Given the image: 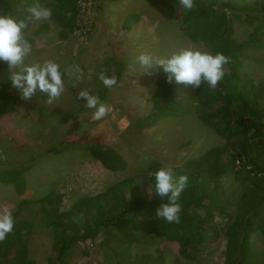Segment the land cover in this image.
Masks as SVG:
<instances>
[{"label": "trees", "instance_id": "16d2710c", "mask_svg": "<svg viewBox=\"0 0 264 264\" xmlns=\"http://www.w3.org/2000/svg\"><path fill=\"white\" fill-rule=\"evenodd\" d=\"M149 1L166 8L170 18L179 21L183 33L192 42L199 45L203 42L213 54L222 52L229 63L224 66V77L214 88L206 83L192 88L193 99L186 91L187 85L169 83L165 73L159 72L154 82L157 90L149 99L151 108L143 126L153 125L168 115L184 116L192 107L197 118L223 142L209 146L182 164L167 166L158 162L152 172L123 177L95 194L78 195L67 209H60L62 195H55L54 201L53 195L39 197L38 203L49 204L39 208V219L51 234L48 259L54 264H68L69 253L77 243L101 235L102 261L99 264H165V254L159 248L147 249L135 256L128 255V251L139 240L148 248L156 240L163 239L176 242L178 253L187 257L191 245L212 240L222 231V264H264V78L239 71L244 48L264 47V0H247L248 3L242 2L236 7L229 5L235 11L244 12L243 16L234 13L233 17L219 8L218 5L224 3L215 0H194L191 12L184 10L179 0ZM77 3L78 0H0V15L23 19L29 15L26 7L46 4L52 12L49 20L58 29L57 39L66 40L78 24ZM233 18L247 25L242 38H237ZM41 27H48V23ZM38 33L37 30L35 34ZM103 61L93 81L82 88L97 95L102 102L110 89L103 87L97 74L104 71L118 78L126 67L115 57ZM8 77L6 63H0V118L14 108L19 98ZM75 97L66 110L70 112L54 113L60 123L76 121L83 113L91 111L83 106L84 101L77 98V93ZM54 125L59 127L56 118ZM88 135L89 131H80L74 141L75 147L87 150L109 171L126 167L120 152L106 141H92ZM56 139L54 132L53 141ZM6 153L0 145V160ZM23 167H9L4 172L0 169V181L24 193L27 186ZM161 167L171 168L176 176L189 177L188 187L177 201L181 206L178 224L155 216V208L166 200L161 201L155 193L150 173ZM228 174L240 181L233 211L224 184L225 178H231ZM27 202L23 199L20 205ZM18 213L12 212L13 232L0 242V264H36L27 247L34 223L18 218ZM215 214L227 216V221L219 223ZM253 232L260 234L261 245L252 243L250 235Z\"/></svg>", "mask_w": 264, "mask_h": 264}, {"label": "rangeland", "instance_id": "374dc122", "mask_svg": "<svg viewBox=\"0 0 264 264\" xmlns=\"http://www.w3.org/2000/svg\"><path fill=\"white\" fill-rule=\"evenodd\" d=\"M215 1L224 3L218 6L225 9L229 17H233L234 13L243 16L244 13L235 11L229 5L236 7L242 2L248 3L247 0ZM38 5L48 8L46 4ZM79 5L83 16V29L80 28V31L88 36L86 43L79 33L72 34L68 41L58 43L55 40L57 27L49 19H32L24 30V36L33 40L30 43L32 51L25 63H43L52 59L62 67L76 64L82 69L81 81L74 85L70 79H66L64 93L51 103H48L45 93H36L28 100L19 95L14 108L0 118V145L7 151L0 160V169L4 172L9 167L24 166L26 171L23 175L27 186L22 193L15 190L12 184L0 181V213L5 210L11 213L19 211L18 218L29 219L34 223L27 247L29 256L36 264H54L48 259L51 234L39 219V208L49 204L38 203L39 197L53 195L51 199L54 201L55 195H62L60 209H67L78 195L95 194L123 177L152 172L158 162L167 166L182 164L187 158L203 153L209 146L223 142L220 136L197 118L192 107L184 116L168 115L153 125L142 124L151 108L148 98L157 90L155 77L163 71L157 66L149 73H144L139 63L134 64L138 62V56L150 53L156 58H164L181 48L199 47L183 33L179 21L170 18L166 8L149 0H80ZM131 14L138 17H134V20ZM126 17L127 25L129 19L131 23L134 22L127 34L118 30L119 23ZM139 18L147 28L141 21L137 22ZM238 21L233 18L232 23L237 38H242L247 25L244 21ZM47 23L48 27L42 29L41 26ZM34 29L39 33L35 34ZM148 34L150 41L146 47L144 41H147ZM116 35L120 39L132 40L134 51L126 56L120 50L122 47L117 43ZM142 45L144 48L141 50ZM202 50L208 51L206 48ZM109 57L120 59L126 67L103 102L109 108L108 114L101 120H93L91 110L76 121L60 123L54 113L66 111L73 104L75 94L93 81L103 60ZM240 61V72L264 78V47L244 48ZM188 87L193 88L190 85ZM190 96L193 97L192 90ZM55 118L58 128L54 125ZM82 130L89 131L88 138L92 141H106L120 152L126 167L109 171L87 150L75 147L74 141ZM54 132L57 139L53 141ZM224 184L231 204L230 210L233 211L240 181L232 177L229 180L225 178ZM23 199L28 202L20 205ZM226 217L215 214V220L219 223L227 221ZM223 237V232L219 231L212 240L191 245L187 257L178 253L176 242L163 239L156 240L148 248L144 247L143 240H139L131 246L128 255L135 256L147 249L153 251L159 248L165 254V264H222ZM250 238L253 244H262L259 233L253 232ZM100 240L101 235L77 243L69 253L68 264H99L102 261Z\"/></svg>", "mask_w": 264, "mask_h": 264}, {"label": "clouds", "instance_id": "9594fccd", "mask_svg": "<svg viewBox=\"0 0 264 264\" xmlns=\"http://www.w3.org/2000/svg\"><path fill=\"white\" fill-rule=\"evenodd\" d=\"M179 4L187 12H191L195 7L194 0H179ZM27 12L29 15L23 19L0 15V63H6L9 70L8 80L22 99L28 100L36 93H45L48 103H51L64 93L66 79H70L74 85L81 81L82 69L76 64L62 67L52 59L43 63H25L32 51L31 44L24 37L28 23L32 19L47 20L52 16L50 9L39 5L29 7ZM205 47L201 42L199 47L181 48L164 58L142 53L137 60L144 73H149L159 66L169 83H182L193 88H199L202 83H206L210 88H214L224 77V66L229 63V58L222 52L213 54L202 50ZM97 79L106 89H111L117 84L116 76H109L104 71L97 74ZM77 98L83 99V106L92 110L93 120H101L108 114L109 108L89 90L81 89ZM150 175L153 178L155 193L161 201L166 200L155 208V216L167 223L178 224L181 206L177 201L188 187L189 177L184 174L176 176L169 167H161ZM14 223L10 211L0 213V242L13 232Z\"/></svg>", "mask_w": 264, "mask_h": 264}, {"label": "bare ground", "instance_id": "6f19581e", "mask_svg": "<svg viewBox=\"0 0 264 264\" xmlns=\"http://www.w3.org/2000/svg\"><path fill=\"white\" fill-rule=\"evenodd\" d=\"M79 3H80V0L78 1V3H77V17H78V24H77V27H76V29L74 30V32H73V34H77V33H79L80 35H81V39L83 40V42H85L86 43V38H88V36H85L83 33H82V31H80V28L81 29H83V23H82V19H83V16H82V12H81V10H80V5H79ZM41 7V6H40ZM46 7H48V9H50V7L49 6H47L46 5ZM86 15H88V13H86ZM132 15V18L135 20V18L134 17H138V15H133V14H131ZM126 19L128 20V17H126ZM126 19H124L122 22H121V24H122V27H121V24L119 23V26L121 27L120 28V31L122 30V29H125V30H130V26L134 23V22H130V19H129V21H128V25H127V21H126V24H125V27L123 26V23H124V21L126 20ZM50 21V20H49ZM141 21V24L144 26V27H146V25H145V23L141 20V18H139L138 19V21L137 22H140ZM51 22V21H50ZM140 24V25H141ZM55 25V24H54ZM57 27V26H56ZM147 28V27H146ZM39 29V28H38ZM140 30H143V29H140ZM145 30H147V29H145ZM37 30L35 29L34 30V33L36 32ZM33 32V31H32ZM146 36H149V37H147V41L145 40L144 42L146 43L145 44V46L146 47H148V44H149V42L148 41H150V35L148 34V35H146ZM25 37V36H24ZM25 39H27V41H28V39H30V40H32L31 38H29V37H25ZM30 43H33V40H32V42H30ZM118 43V42H117ZM119 44V43H118ZM143 48H144V45H143ZM142 48V49H143ZM141 49V50H142ZM121 51H123L122 49H120ZM131 52V51H130ZM130 52H125L124 51V53L126 54V56L130 53ZM123 57V56H122ZM120 60V59H119ZM128 63V62H127ZM134 64L135 65H138V62H134ZM131 65V64H130ZM126 66V65H125ZM191 88L190 87H188V85H187V91H188V93L190 94V92H191ZM156 93V92H155ZM154 93V94H155ZM182 95V94H181ZM153 96V95H152ZM151 96V97H152ZM150 97V98H151ZM181 97V96H180ZM150 98H148V101H150L149 99ZM194 98V96L192 97V99ZM151 104V103H150ZM149 113V112H148Z\"/></svg>", "mask_w": 264, "mask_h": 264}, {"label": "crops", "instance_id": "0c3cea01", "mask_svg": "<svg viewBox=\"0 0 264 264\" xmlns=\"http://www.w3.org/2000/svg\"><path fill=\"white\" fill-rule=\"evenodd\" d=\"M121 28V27H120ZM35 30V29H34ZM58 30V29H57ZM57 30H56V33H57ZM119 30V32H125L126 34L127 33H129L130 32V30H125V29H122L121 31H120V29H118ZM116 40L118 41V43L121 45V47H122V50L123 51H125V52H130V51H134V47H135V45H132V40H126V39H120L117 35H116ZM69 39H71L70 37L68 38V39H66V40H59V39H57V35H56V37H55V40L58 42V43H60L61 41H68ZM134 44H136V43H134ZM143 46V45H142ZM140 47L141 49L143 48V47ZM137 49L139 48V47H136Z\"/></svg>", "mask_w": 264, "mask_h": 264}]
</instances>
